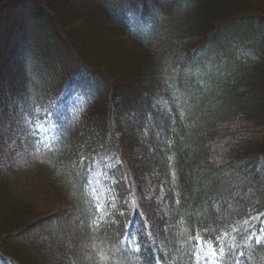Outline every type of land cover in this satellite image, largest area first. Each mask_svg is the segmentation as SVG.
Returning <instances> with one entry per match:
<instances>
[{
    "label": "trees",
    "instance_id": "obj_1",
    "mask_svg": "<svg viewBox=\"0 0 264 264\" xmlns=\"http://www.w3.org/2000/svg\"><path fill=\"white\" fill-rule=\"evenodd\" d=\"M189 66L203 75L182 89L193 93L191 117L177 116L172 133L154 105L169 99L173 69L183 80ZM33 96L54 105L57 128L48 135L63 129L58 147L67 158L103 144L126 171L150 177L159 196L162 183L166 194L172 186L171 156L178 241L193 226L216 227V217L239 227L253 206V215L264 212V168H255L264 157V0H0V125L11 107L24 119L18 105ZM39 120L49 126L42 113ZM20 168L28 176L14 183L0 163V264H103L97 253L108 244L98 234L93 252L80 225L84 198L59 165L29 156ZM166 203L167 195L161 215ZM52 216L60 218L46 222ZM252 244L241 264H264V245ZM190 251L174 253L176 264H189Z\"/></svg>",
    "mask_w": 264,
    "mask_h": 264
},
{
    "label": "snow or ice",
    "instance_id": "obj_2",
    "mask_svg": "<svg viewBox=\"0 0 264 264\" xmlns=\"http://www.w3.org/2000/svg\"><path fill=\"white\" fill-rule=\"evenodd\" d=\"M173 73V76L165 80L166 91L170 93L169 99L157 101L154 107L163 106L164 114L169 121L168 127L172 133H175L177 116L182 122L191 117L193 93L182 89H190L191 79L203 74L199 68L193 69L191 66L184 69L183 80L178 79L177 69H173ZM18 107L24 122L29 125L26 135L32 138L30 143L33 150L27 148L25 150L41 163L50 162L53 167L59 165L57 171L66 175L69 178L70 187L84 198L83 202L87 207L82 212L84 219H80V225L91 233L93 252L97 247L95 240L98 234H102L101 243L107 242V252L97 253L103 264H176L177 257L174 253L185 245L191 248V251L186 254L189 264H241V257L246 260L252 259L251 256H246L245 249L252 251L253 240L257 246L264 245V220L261 219L264 212L253 215L254 206L248 210V218L243 219L239 227L234 226L230 221H225L223 217H216L213 221L216 227L209 225L200 229L193 226L187 238L184 241H178L175 232L177 223H183V218L179 220L175 218L180 216L177 206H180L182 201L175 187L177 175L172 167L171 156L168 157L169 166L166 174L173 179L168 193H164L162 183L159 196L151 185L140 188L138 195L135 181L129 182L130 172L125 170L127 167L125 162L115 151L108 155L105 145H100V151L93 149L94 155L91 153L87 156L81 155L78 159L65 157L64 152L58 147L63 142V129L60 134L51 137L48 135L50 131L57 128L52 121L54 105L51 101L47 105L38 104L33 96L28 103L19 104ZM41 113L48 127L40 122ZM4 130L3 125H0V133ZM0 139L3 137L0 136ZM165 144L170 150L173 140L169 137L165 140ZM43 150H47V161L42 159ZM255 168L258 171L264 168V157L258 159ZM110 172L111 175H109ZM166 195L170 203H166L162 209L163 215L158 209L156 216H149L141 207L142 203L151 201H156L159 206L165 203ZM118 203L126 211H120L117 208ZM70 211L69 209L68 212ZM68 212L60 215H67ZM169 212L172 213L170 217ZM197 212H199L198 206ZM116 215L122 218V223L114 218ZM192 215L188 213L189 219ZM59 218L60 216H52L46 222ZM221 221H223V228ZM237 237L243 247L237 242ZM88 258L93 257L89 255Z\"/></svg>",
    "mask_w": 264,
    "mask_h": 264
},
{
    "label": "rangeland",
    "instance_id": "obj_3",
    "mask_svg": "<svg viewBox=\"0 0 264 264\" xmlns=\"http://www.w3.org/2000/svg\"><path fill=\"white\" fill-rule=\"evenodd\" d=\"M229 30L235 34L233 28H230ZM241 30L252 33V30L245 26H242ZM245 50L247 53L246 55H249V49L247 48ZM1 125H3L5 130L1 133L3 139L0 140V163L10 170L9 175L14 183L23 182L28 175L25 170L23 171L20 168V166L25 158L30 156L25 149L33 150L32 143H30L32 138L26 135L29 125L24 122V119L20 118L16 107H11L8 116L6 115L4 117ZM128 162L130 161L128 160ZM129 168L133 172L131 173V181H135L138 195L140 194V188L148 187L149 185L152 186V179L150 177H139L134 172L132 165H129ZM53 191L55 192L52 187V192ZM141 207L146 211V214L152 207L158 211L156 201L144 202L141 204Z\"/></svg>",
    "mask_w": 264,
    "mask_h": 264
}]
</instances>
